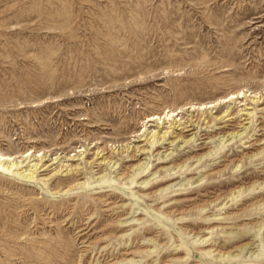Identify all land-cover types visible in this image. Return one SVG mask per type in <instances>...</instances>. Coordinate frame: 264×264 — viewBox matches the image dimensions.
<instances>
[{
	"label": "rangeland",
	"instance_id": "rangeland-1",
	"mask_svg": "<svg viewBox=\"0 0 264 264\" xmlns=\"http://www.w3.org/2000/svg\"><path fill=\"white\" fill-rule=\"evenodd\" d=\"M29 151L0 264H264V0H0V154Z\"/></svg>",
	"mask_w": 264,
	"mask_h": 264
},
{
	"label": "bare ground",
	"instance_id": "bare-ground-1",
	"mask_svg": "<svg viewBox=\"0 0 264 264\" xmlns=\"http://www.w3.org/2000/svg\"><path fill=\"white\" fill-rule=\"evenodd\" d=\"M241 93L242 92L238 93L237 98H239V94H241ZM230 97H231L230 99L233 100V99H235L236 95L234 94V95H232ZM227 100H228V98L225 100V102ZM213 107H214V105L210 104L209 106H206V108H204V106H201L199 108V110H203V109L206 110L207 108L210 109V108H213ZM170 116H171L170 112H168L164 117L163 116L162 117L161 116H152L151 118H149V122H153V121H157V120L163 121V120H166ZM174 116H175V114H173L171 117H174ZM176 116L178 117L179 115H176ZM156 135L157 134H153L154 137H156ZM79 152H81V151H79ZM34 153L35 152H33V151H29L26 154H24V157H23L25 159L24 161H30L33 158ZM34 157H36V158L33 159L32 161H30L29 163L31 164V162H34V161H36L37 163L32 165V166H30V167L28 166V169H26V170H24L22 172L20 171V173H19L18 171L22 169V168H18V163L19 162L17 161V159L19 157L17 158V157H14V156H7V155L0 154V171L2 173H5V174H15V175L19 176L20 178H22L23 180H25V181H29V182L36 181L37 180V175L36 174H37L38 169L40 168V165L42 164L43 161H42V159L38 158L39 156H34ZM54 164H55V162H53L49 166H52ZM15 171H17V172H15ZM60 172H61V169L56 174H59ZM102 179H103L102 182H105V183L109 182L108 180L104 179L103 177H102ZM112 182H116V181L114 180ZM79 185H83V183H80Z\"/></svg>",
	"mask_w": 264,
	"mask_h": 264
}]
</instances>
